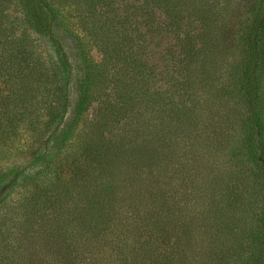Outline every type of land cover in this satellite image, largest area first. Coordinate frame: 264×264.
I'll return each instance as SVG.
<instances>
[{"label": "trees", "instance_id": "16d2710c", "mask_svg": "<svg viewBox=\"0 0 264 264\" xmlns=\"http://www.w3.org/2000/svg\"><path fill=\"white\" fill-rule=\"evenodd\" d=\"M0 264H264V0H0Z\"/></svg>", "mask_w": 264, "mask_h": 264}, {"label": "rangeland", "instance_id": "374dc122", "mask_svg": "<svg viewBox=\"0 0 264 264\" xmlns=\"http://www.w3.org/2000/svg\"><path fill=\"white\" fill-rule=\"evenodd\" d=\"M93 56H94L96 59H98V60L102 57V56H101V53H100L96 48H94V50H93ZM97 109H98V104L95 103V104L90 108V111H89V113H88V116H89L90 118H92V117L94 116V114L96 113Z\"/></svg>", "mask_w": 264, "mask_h": 264}]
</instances>
